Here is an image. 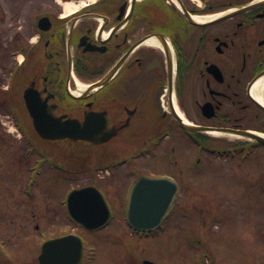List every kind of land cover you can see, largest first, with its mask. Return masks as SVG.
I'll list each match as a JSON object with an SVG mask.
<instances>
[{
	"label": "flooded vegetation",
	"instance_id": "obj_1",
	"mask_svg": "<svg viewBox=\"0 0 264 264\" xmlns=\"http://www.w3.org/2000/svg\"><path fill=\"white\" fill-rule=\"evenodd\" d=\"M65 3L81 8L66 13ZM1 60L9 73L1 97L32 136L37 113L82 123L91 114L104 127L94 133L113 136L90 143L92 153L134 162L167 149L164 175L178 183L193 163L180 161L177 142H193L177 114L197 128L264 132L255 89L264 79V0H0ZM127 165L115 170L131 173L126 183L144 174Z\"/></svg>",
	"mask_w": 264,
	"mask_h": 264
},
{
	"label": "rangeland",
	"instance_id": "obj_2",
	"mask_svg": "<svg viewBox=\"0 0 264 264\" xmlns=\"http://www.w3.org/2000/svg\"><path fill=\"white\" fill-rule=\"evenodd\" d=\"M0 66V92H5L9 73L2 60ZM2 99L0 93V103L5 102ZM15 128L8 109H1L0 248L3 242L4 251L0 250V264H39L36 255L43 238L41 231L55 235L67 228L68 220L60 203L65 192L91 181L88 173L77 175L71 171L81 161L76 155L81 146L69 149L43 143L50 154L66 161L69 172L64 182L57 179L56 172L45 169L32 191L28 167L35 158L24 155L25 144ZM181 142H177V155L189 167L198 155L193 147ZM155 150L157 158L137 163L143 164L148 174L167 172V149ZM209 159L215 166L204 156L201 170H184L187 183L181 206L167 222L165 231L156 237H138L125 228V223L122 225L126 189L121 187L126 183L123 169L109 180V186L104 182L111 208H119L121 199V209H117L120 216L99 233L81 232L87 245L83 264H143L144 260L156 264H264V148L255 149L240 165L237 157L231 170L226 162L230 160L213 156ZM85 164L95 165L84 161ZM172 171L176 174V169Z\"/></svg>",
	"mask_w": 264,
	"mask_h": 264
},
{
	"label": "water",
	"instance_id": "obj_3",
	"mask_svg": "<svg viewBox=\"0 0 264 264\" xmlns=\"http://www.w3.org/2000/svg\"><path fill=\"white\" fill-rule=\"evenodd\" d=\"M37 130L43 138L73 140H87L96 143L102 142L98 134H94L98 128L91 122L83 126L76 122H54L34 115ZM264 143V138L248 134ZM178 193V186L168 179L142 178L134 187L130 200L129 221L131 225L140 230L154 229L158 227ZM71 213L79 223L90 230L102 227L110 217V210L105 199L94 188H86L74 191L70 196ZM83 257L81 241L75 237H64L48 241L44 244L40 255L41 264H80ZM145 264H153L146 261Z\"/></svg>",
	"mask_w": 264,
	"mask_h": 264
},
{
	"label": "bare ground",
	"instance_id": "obj_4",
	"mask_svg": "<svg viewBox=\"0 0 264 264\" xmlns=\"http://www.w3.org/2000/svg\"><path fill=\"white\" fill-rule=\"evenodd\" d=\"M78 7H76V6H66V10H67V12H71V11H75L76 9H77ZM210 18H212V17H210ZM202 20H203V18H201ZM206 19V18H205ZM149 44H151V45H156V46H161L162 45V42L160 41V40H157L156 38H151V40H149ZM163 46V45H162ZM84 88V87H83ZM82 88V89H83ZM81 89V90H82ZM256 92L258 93V97H259V99H260V103L262 104V105H264V79L263 80H260L259 82H257V85H256ZM85 90H87V88H84L83 89V92L85 91ZM217 135V134H216ZM219 136L221 135H225V134H218ZM217 135V136H218ZM235 134H233V135H230V136H234ZM235 137H236V135H235Z\"/></svg>",
	"mask_w": 264,
	"mask_h": 264
}]
</instances>
